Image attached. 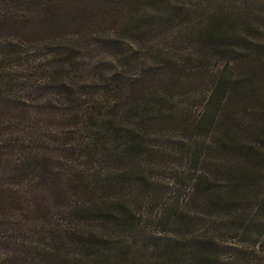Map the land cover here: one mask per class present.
I'll return each instance as SVG.
<instances>
[{
    "label": "trees",
    "instance_id": "trees-1",
    "mask_svg": "<svg viewBox=\"0 0 264 264\" xmlns=\"http://www.w3.org/2000/svg\"><path fill=\"white\" fill-rule=\"evenodd\" d=\"M211 1L216 3V10L205 14L194 9L200 5L192 0H0V58L16 67L11 71L0 69V264H50L49 260L58 263L59 252L72 241L91 239L89 244L99 247L111 244L102 229L81 232L74 227L75 222L107 221L118 227L136 223L139 215L127 201L119 204L117 198L114 202L106 197L111 191L121 196L119 182H107L108 177L102 174L89 175L94 177L88 179L79 171L78 164L76 172H79L75 175L70 159L64 157L71 150L69 144H74L88 159L99 158V162L117 156L119 160L127 149L136 150L135 131L125 141L127 136L123 133L132 130L121 122V107L133 112L132 119L137 117L139 122L150 124L162 117L160 112L149 110L141 115L137 113L143 97L155 94L170 97L183 90L188 93L192 90L189 87L206 84L210 90L208 106L211 103L213 106L216 95L223 93L218 102V106L223 105L218 118L226 126L236 123L238 107L249 106L244 128L248 127L247 131L256 133V137L262 135V130L264 133V123L257 121L254 128L253 123L249 124L256 117L264 121V30L256 21L264 15H257L256 10L262 11L253 0ZM169 21L178 26L177 34L186 40L187 61H193L194 65L174 63L173 69L182 71L176 78L172 71L165 77L161 72L148 75L143 71L138 76L125 77L119 72L109 76L104 70L96 71L90 78L92 86L88 95L92 102L89 107L87 103H79L83 94L69 95L61 90L60 96L74 97L70 102L77 105L61 115L70 121L67 136L70 142L59 133L45 132L53 111L45 105L27 104V96L31 98L33 94L31 91L41 89L36 85L37 79L34 80L36 72L30 73L31 60L51 55L52 48L54 54L59 55L79 52L83 48L80 42L87 37L81 29L98 30L92 34V45L95 43V48L103 51L102 59L106 55L126 56L127 45L121 43L123 40L132 46L143 42L148 30L164 27ZM69 26L73 28L63 30ZM76 27L81 28L79 33H75ZM108 29L113 30V35L104 33ZM45 34L51 37L40 39L39 36ZM40 40L50 41L45 44L46 48H51L49 53L38 54L44 43L32 47L33 41ZM129 52L128 65L141 59L138 49ZM213 59L220 60L222 65H211ZM205 61L210 65H205ZM65 74L66 69L59 67L50 78L53 80L59 75L57 83L66 86ZM173 78L175 81L171 84ZM23 90L25 93L20 95ZM227 108L232 109L226 111ZM107 110L108 118L102 117ZM205 113L206 110L201 118L186 124L189 137H195L196 132L202 130L207 119ZM225 132L228 134L229 128ZM121 140L123 143L119 142ZM110 143L120 144L117 153H111L114 150ZM217 147L223 152L239 148L225 139ZM242 148L248 149L254 157L261 151L246 144ZM192 151L203 153L199 145L195 149L192 145ZM72 153L75 152L71 150ZM237 166L245 171L238 180L254 177V167L250 164ZM208 175L206 171L196 176L197 189L212 182ZM129 184L130 188H135L133 180ZM261 200L264 204V197Z\"/></svg>",
    "mask_w": 264,
    "mask_h": 264
},
{
    "label": "rangeland",
    "instance_id": "rangeland-1",
    "mask_svg": "<svg viewBox=\"0 0 264 264\" xmlns=\"http://www.w3.org/2000/svg\"><path fill=\"white\" fill-rule=\"evenodd\" d=\"M198 1L192 0V3L200 5L194 9H200L205 14L216 10V3L211 0L201 3ZM253 2L262 11L255 9L257 15H264V0ZM256 21L264 30V18L257 17ZM165 24L167 25L164 27L156 26L157 28L148 30L144 41L133 46L129 41L123 40L121 43L127 45L124 48L126 56L112 58L106 55L102 59L103 51L96 49L95 43L92 45V34L98 30L85 31L80 28L87 37L80 42L83 48L79 52H64L59 55L54 54L52 48L51 55L31 60L30 73L36 72L34 80L37 79L36 85L41 89L31 91L33 94L31 98L27 96V104L45 105L53 111L47 121L49 128L45 132L59 133L62 139L70 142L67 139L70 121L61 115L77 107L70 102L75 98L69 95L83 94L79 100L83 105L92 102L88 93L92 86L91 75L96 71L104 70L109 76L119 72L125 77L138 76L143 71L148 75L161 72L165 77L168 71H172L176 78L182 71L174 70V63L194 65L193 61H187L186 40L183 41L177 34L178 26L170 21ZM69 27L63 30L73 28ZM76 29L75 33H79L80 29ZM104 33L110 36L113 35V30L108 29ZM48 34L39 37L50 38ZM40 41H33L32 47L44 43L38 54L49 53L51 48H46L45 44L50 41ZM137 49L141 59H135V63L128 65L127 55L131 54L129 51ZM208 63L204 62L207 66L210 63L222 65L220 60L215 62L214 59L209 65ZM14 66L9 60L2 61L0 58V69L8 68L11 71L16 68ZM59 67L66 69V86H59L57 83L60 74L53 80L50 78L51 73ZM174 78L171 84H174ZM208 88L205 84L198 88L189 87L192 90L188 93L183 90L170 97L157 94L143 97L137 113L141 115L149 110L157 114L160 112L159 116L162 117L159 121H150V124L139 122L140 118L137 117L132 119L133 112L121 107V122L132 130L123 133L127 136L125 141L135 131L138 148L127 149L119 160V156L106 158L103 162L95 157L91 160L86 158L84 152H79L74 144H69L75 153L71 154L69 150L64 157L70 159L73 174L83 171L88 179L94 177L89 175L102 174L108 177L107 182H119L121 196L114 195L111 191L106 197L111 201L117 198L116 203L119 204L127 201L139 217L136 216V223L131 222L129 227H118L117 224L97 220L75 222L74 227L81 232L92 228L102 229L103 234L109 236L111 244L99 247L91 246L88 242L91 239L72 241L68 248L59 252L61 260L58 263L49 260L50 264H264V204L261 200L264 197V133L262 130V135L256 137V133L251 134L247 131L248 127L244 128L243 123L248 121L245 120L248 119L245 115L249 116L250 113L249 106L238 107L236 123L226 126L218 118L223 107L218 106V102L223 98V93L216 95L213 106L212 103L208 106ZM158 89L161 90V86ZM61 90L67 91L69 95L60 96ZM22 93L25 90L20 95ZM230 109L232 108H227L226 111ZM205 110L207 119L202 130L196 132V138L189 137L186 134V124L201 118ZM108 112L104 111L102 117L108 118ZM259 118L256 117L249 124L253 123L254 128L255 122L264 123ZM226 128H229L228 134L225 132ZM223 139L234 142L239 148L236 151H218L217 146ZM119 142L123 143L122 140ZM245 144L257 150L261 148L258 157L242 148ZM118 145L120 144L110 143V148L114 150L111 153H117ZM192 145L193 149L199 145L203 153H194ZM211 148L215 150H209ZM77 164L80 165L78 172ZM237 164L253 166L254 177L246 176L238 180L241 172L245 174V171ZM205 170L212 182L197 189L195 178ZM131 180L135 183V188H130Z\"/></svg>",
    "mask_w": 264,
    "mask_h": 264
}]
</instances>
